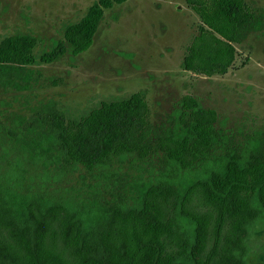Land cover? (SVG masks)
I'll use <instances>...</instances> for the list:
<instances>
[{
    "label": "trees",
    "instance_id": "obj_1",
    "mask_svg": "<svg viewBox=\"0 0 264 264\" xmlns=\"http://www.w3.org/2000/svg\"><path fill=\"white\" fill-rule=\"evenodd\" d=\"M126 1L94 2L40 56L30 33L1 37L0 93L29 92L37 63L89 50L106 10ZM185 1L201 20L187 71L226 74L236 45L264 30L249 0ZM4 105L0 264H248L251 228L264 220V130L239 144L192 95L156 126L144 90L81 117L53 99L30 114Z\"/></svg>",
    "mask_w": 264,
    "mask_h": 264
},
{
    "label": "rangeland",
    "instance_id": "obj_2",
    "mask_svg": "<svg viewBox=\"0 0 264 264\" xmlns=\"http://www.w3.org/2000/svg\"><path fill=\"white\" fill-rule=\"evenodd\" d=\"M98 0H0V38L30 33L39 39L37 56L63 39L64 27L78 21ZM264 9V0H249ZM199 16L185 0H127L105 12L86 52L68 50L52 63H37L41 77L26 93H0V111L9 104L25 114L48 100L73 117L86 115L102 101L144 90L156 126L167 121L184 95L218 112L217 126L243 143L264 130V30L236 45L226 74L206 76L182 67L188 44L198 34ZM39 59V58H38ZM77 182L69 177L63 185ZM248 264H264V220L247 240Z\"/></svg>",
    "mask_w": 264,
    "mask_h": 264
}]
</instances>
